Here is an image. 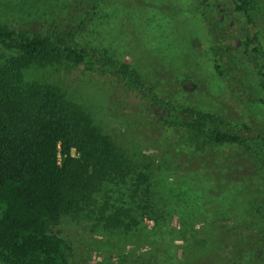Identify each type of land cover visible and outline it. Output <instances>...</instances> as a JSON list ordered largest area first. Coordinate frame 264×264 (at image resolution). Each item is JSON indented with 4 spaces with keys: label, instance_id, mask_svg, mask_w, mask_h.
I'll use <instances>...</instances> for the list:
<instances>
[{
    "label": "trees",
    "instance_id": "16d2710c",
    "mask_svg": "<svg viewBox=\"0 0 264 264\" xmlns=\"http://www.w3.org/2000/svg\"><path fill=\"white\" fill-rule=\"evenodd\" d=\"M251 3H190L207 32L206 50L223 83V96L234 105L235 111L228 112L240 117L237 120L222 116L228 115L223 111L176 108L169 85L154 82L127 64L116 67L78 44L71 28L29 29L0 17L2 264H78V259H73L74 240L58 225L69 213L91 211L99 192L103 205L97 211V224L127 229L128 223L134 222L121 206L105 213L112 189L109 184L118 186L128 174L114 142L99 133L90 116L57 85L26 80L24 71L31 65L69 62L110 75L124 92L142 101L143 107L135 115L140 117V132L148 139L159 143L163 134L185 136L186 145L194 146L169 149L166 159L175 172L203 170L202 175L216 182L219 193L225 187L235 190L241 183L248 194L255 179H262L264 196V43L252 18ZM166 81L172 83L171 78ZM205 146L215 149L204 151ZM165 155L163 150V160ZM134 184V191L149 195L148 174L138 173ZM141 184H145L142 189ZM205 191L196 188L191 192L203 197ZM259 236L264 243V231Z\"/></svg>",
    "mask_w": 264,
    "mask_h": 264
},
{
    "label": "rangeland",
    "instance_id": "374dc122",
    "mask_svg": "<svg viewBox=\"0 0 264 264\" xmlns=\"http://www.w3.org/2000/svg\"><path fill=\"white\" fill-rule=\"evenodd\" d=\"M190 3L0 0V17L29 29L75 30L78 44L116 67L127 64L154 82L169 85L176 108L233 112L234 105L225 100L223 83L209 61L203 21ZM251 13L264 43V0H252ZM24 75L26 80L57 85L90 116L99 133L110 137L128 171L123 183L109 184L105 213L124 207L134 219L129 228L107 229L97 224L102 192L95 195L94 211L84 209L61 219L58 229L74 240L73 259L78 264H264V243L259 236L264 231L262 179H255L248 194L241 183L235 190L225 187L219 193L216 182L202 175L203 170L175 172L166 159L169 149L194 146L186 145L185 136L163 134L159 143L148 139L140 132V117L135 115L142 101L124 92L110 75L69 62L31 65ZM222 116L240 119L230 112ZM214 149L205 146L204 151ZM138 173L148 174L147 197L143 191H134ZM196 188L206 190V195L193 196Z\"/></svg>",
    "mask_w": 264,
    "mask_h": 264
}]
</instances>
